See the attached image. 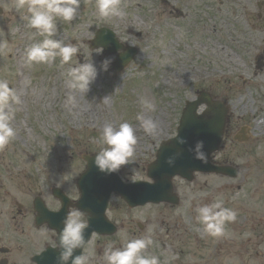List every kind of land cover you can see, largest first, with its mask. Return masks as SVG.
<instances>
[{"label": "rangeland", "instance_id": "1", "mask_svg": "<svg viewBox=\"0 0 264 264\" xmlns=\"http://www.w3.org/2000/svg\"><path fill=\"white\" fill-rule=\"evenodd\" d=\"M153 1L121 0L124 16L99 19L95 0H82L76 20L57 23V38L80 48L74 61L83 63L92 54L99 70L101 61L111 59L89 92L77 94L78 106L70 112L64 106L70 90L61 75L67 65L62 68L57 58L51 65L27 67L25 47L42 37H33L34 30L21 19L24 9L15 7L17 0H0V33L11 49L0 54V79H8L23 93L22 110L14 120L17 136L0 149L2 210L16 205L10 214L14 221L21 220L17 205L27 207L36 195L48 197L56 185L75 189V179L86 166L83 155L99 150L100 129L106 122L127 120L137 129L136 162L123 166L122 175L146 179V167L161 141L175 136L186 101L204 90L228 105L230 120L216 161L237 166L239 175L199 174L193 182L175 178L181 203L174 208L162 204L129 211L114 196L120 205L113 213L119 212V221L125 222L119 244L134 231L140 237L151 230L150 249L161 252L164 243L170 250L162 254L172 259L180 254L179 264H264V234L257 235L264 233V0H165L163 5ZM166 4H174L184 16H174ZM102 26L138 48L119 74L113 69L116 55L104 50L98 54L99 49L92 48ZM140 94L157 104L153 115L161 127L155 139L135 120ZM248 190L251 195L246 197ZM213 198H222L236 213V207H242L239 200L247 203L240 217L248 215L244 225L230 223L223 237L204 235L193 209ZM169 217L171 223H166ZM217 242L223 248H215ZM8 254L0 252V259L9 256V264L19 262L18 250Z\"/></svg>", "mask_w": 264, "mask_h": 264}, {"label": "clouds", "instance_id": "2", "mask_svg": "<svg viewBox=\"0 0 264 264\" xmlns=\"http://www.w3.org/2000/svg\"><path fill=\"white\" fill-rule=\"evenodd\" d=\"M82 0H17V10L24 9L21 19L26 26L33 29V37L42 39L33 40L25 47L23 60L27 67L34 64H53L59 58L60 66L67 68L61 75L70 90L65 98V108L72 111L78 106V95H86L90 86L95 82L99 71H107L111 59L101 61L98 70L93 62L92 54L84 62L74 61L80 48L71 40L57 38V23H71L78 18ZM96 15L99 19L122 17L125 15L121 0H95ZM96 53H102L103 47H98ZM11 51L3 34L0 33V54ZM22 95L15 87L10 86L8 79H0V149L9 145L17 136L14 120L17 112L22 110ZM108 97L103 100L107 102ZM140 111L135 120L143 132L153 139L160 133V121L153 115L157 112L156 102L147 95L140 94L137 99ZM183 144V138H177ZM138 144L137 129L127 120L118 124L106 122L100 129L98 151L95 152L93 163L105 174L118 173L123 166H131L136 162ZM194 158L206 162L203 141H197L191 149ZM169 164L174 163L172 157ZM195 199V197H193ZM195 220L201 226L203 234L214 238L228 235L227 225L235 222L237 213L234 209L225 207L222 198H213L210 202L199 203L193 209ZM85 214L76 208L70 209L64 217L62 227L55 234L58 249L57 264H161L157 255L150 254L148 249L153 245L152 231L145 235L123 240L119 246L109 242L97 257L94 251H83L75 254L77 249H84L90 242L85 239V230L88 228ZM39 237L48 240L47 229L41 230Z\"/></svg>", "mask_w": 264, "mask_h": 264}, {"label": "water", "instance_id": "3", "mask_svg": "<svg viewBox=\"0 0 264 264\" xmlns=\"http://www.w3.org/2000/svg\"><path fill=\"white\" fill-rule=\"evenodd\" d=\"M2 9L0 8V14ZM103 47L108 54L121 51L114 62V70L121 71L136 56L137 49L123 45L116 34L107 28L97 32L92 40V48ZM203 104L207 108L201 113L198 109ZM229 109L226 102L215 100L209 92L202 91L199 96L186 102L183 109L178 134L176 137L161 143L154 162L148 165V176L154 182L139 181L131 184L122 182L118 173L105 174L94 165V154L83 155L87 162V170L77 180L82 192L83 202H100L105 208L112 192H116L131 206L143 205L147 202L180 201L175 193L173 178L180 176L188 181L195 179V172H216L223 175L237 176L238 169L232 166H216L210 162L211 155L219 149L228 121ZM183 138V144L177 142ZM197 141H203L206 162L194 158L191 149ZM172 157L174 163L169 164ZM58 194V190H54Z\"/></svg>", "mask_w": 264, "mask_h": 264}, {"label": "flooded vegetation", "instance_id": "4", "mask_svg": "<svg viewBox=\"0 0 264 264\" xmlns=\"http://www.w3.org/2000/svg\"><path fill=\"white\" fill-rule=\"evenodd\" d=\"M153 2L163 5L166 1L155 0ZM165 8H171L174 16H184L182 11L177 9L178 7L174 4H166ZM124 180L127 182L130 181L126 177H124ZM62 186L65 187L64 184ZM62 186L56 185L53 187H59L62 194L67 196V200H63L59 196L52 194V189L51 194L48 197L44 194L36 195L33 197L31 202H29L27 207L24 208L21 205H17L18 213L21 214V220L17 221H14L13 214H10L11 209L16 208V205L11 204V206H9L10 209L7 208V210H2L5 204L2 200H0V252L12 254L14 249L18 250L19 262H14V264H39L36 261V257L38 255H41L46 249H49V253L47 254V258L49 259L48 262H50V264H57L58 249L53 247V245H55L56 243L55 234H58V231L62 227L65 214L72 208L79 209V207L77 206V201L81 197L77 184L74 185L75 189L71 188L70 190H65ZM256 192L257 189L254 193ZM249 195H251V190H248V192L246 193V197ZM37 198L40 199L42 205H37L35 203V200ZM118 204L120 205V203L111 200L108 203V207L105 212H101L99 211V209L91 208H87L86 210L79 209L85 214V219L88 221L89 226L85 230V239L90 242V246L86 244L84 249H77L74 255L80 254L81 251L87 253L88 251L92 250L94 251L95 255L99 257L102 253L103 248L109 242L115 243L116 246L120 245V231L124 227L125 222L122 223L119 221V212L113 213V208ZM122 204L127 209H129V211L138 208H131L123 201ZM240 204H242V207L240 209L236 207L238 220H236V222L238 225H244V221H247L248 215L245 214L242 219H240V217L244 214V206L248 204L242 202ZM166 205L171 208L175 207L174 205L170 204ZM105 216L109 220L110 225L104 224ZM99 219H101L103 222L102 227L98 225L99 222L97 224L92 223V220ZM166 223H171L170 217ZM43 229H47L48 231L47 241L37 235ZM111 231H113V233ZM263 234L264 233H262V231L257 232L258 236ZM241 235H243V233L240 232L239 236ZM134 237H137L136 231L131 234V238ZM161 245V252H156L155 248H149L148 250L151 251V254L158 256H160L163 251L168 252L170 250L169 247L164 245V243H161ZM217 246L218 242L216 243L215 248ZM218 248H223V245L218 246ZM4 259H6L9 264L10 257H3L0 259V261Z\"/></svg>", "mask_w": 264, "mask_h": 264}]
</instances>
